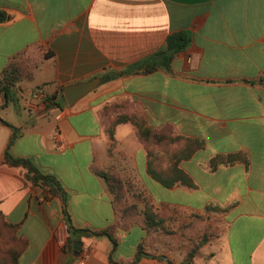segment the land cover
Masks as SVG:
<instances>
[{"label":"crops","instance_id":"obj_1","mask_svg":"<svg viewBox=\"0 0 264 264\" xmlns=\"http://www.w3.org/2000/svg\"><path fill=\"white\" fill-rule=\"evenodd\" d=\"M0 9L9 16L0 25V79L17 55L33 73L9 100L0 94V118L8 123L0 121V211L27 241L19 264H111V253L130 263L140 246L149 256L137 264H264V0H0ZM177 32L189 33L192 42L169 68L133 72L162 61L157 54ZM96 78L102 80L96 90L69 106L64 87ZM115 104H126L120 112H141L154 130L203 142L179 163L195 188H167L149 175L132 123L116 127L109 152L102 111ZM59 130L60 151L53 141ZM9 145L13 156L31 158L61 182L76 228L114 227L117 248L108 236H73L62 193L34 186L25 168L11 166ZM231 154L248 161L211 169L213 158ZM113 160L123 176L132 169L158 207L189 216L207 214L209 205L228 208L208 214L217 220L213 238L192 255V242L171 245L175 229L165 246L143 222L120 228L113 195L96 172ZM135 230L139 235L124 252ZM69 237L84 242L79 255L69 251Z\"/></svg>","mask_w":264,"mask_h":264},{"label":"trees","instance_id":"obj_2","mask_svg":"<svg viewBox=\"0 0 264 264\" xmlns=\"http://www.w3.org/2000/svg\"><path fill=\"white\" fill-rule=\"evenodd\" d=\"M8 18V14L4 10L0 9V25L6 23ZM191 42L192 37L187 32H177L170 35L167 39V49L157 54L158 58L163 60L145 64L133 72L148 74L158 70L159 68H169L175 56L179 52L186 50L190 46ZM22 58L23 57L21 55L13 57L2 72L0 79V94L6 96L7 100L10 99L13 90L19 82L25 79L33 78V73ZM260 83L264 85V78L260 80ZM125 106L126 104H115L106 107L102 111L103 116L107 118L105 121V132L112 142L109 151L112 152V148L116 146V127L122 123H132L135 126L139 141L147 152L149 175L167 188H172L179 183L191 188H195L196 185L193 179L179 167V163L181 160L190 158L196 150L202 148L204 146L203 142L199 139L175 136L170 130H154L146 125L145 116L141 112L136 111L132 113H124L118 111ZM114 113H117V115L112 117V114ZM0 121H2L4 124H8L1 118ZM18 134L19 133L16 132L14 138H17ZM14 138L11 139L10 144H12ZM5 156L7 162L11 166H21L27 170V179L34 186H41L50 192L53 188H56L60 193H62L64 199V217L68 225L69 232L73 236H77L79 238L83 237L82 234L97 237L108 236L113 242L114 250L117 248L118 241L114 235V227L100 231H94L89 228L79 229L74 226L68 209V194L61 182L54 175L40 169L31 158H17L13 156L10 153V145ZM247 161V158L242 154L217 156L211 160L210 167L212 170H216L221 165H232L237 162ZM96 172L99 174V176L105 179L109 191L113 195L112 205L116 214L120 216V228L123 230H129L135 224L143 222L144 228L150 233H158L160 235L173 234V229H175L176 226L175 220H177V218L172 213L181 212L180 210L171 209L168 205H161L158 207L153 202V199L147 195L142 199L144 201L145 207L143 209L142 218H139L138 213L134 209L135 206L128 205L126 203V196L124 193L126 183L122 177L113 170H104L98 168ZM227 210L228 208H223L217 205H209L206 208V212L208 213H225ZM0 218L2 219L4 225L13 231V241L16 243L13 251L8 250L10 256V261L8 264H19V255L27 247V241L19 239L16 236L17 227L6 222L1 211ZM213 235L214 233H211V237L209 238H200L199 242L192 248L190 253L194 255L201 246L207 244L213 238ZM112 254L113 253L110 255L111 264H137L141 257L149 256V254L143 251L142 246L139 247L136 258L130 263L117 262L114 260ZM169 264L173 263L170 262Z\"/></svg>","mask_w":264,"mask_h":264},{"label":"rangeland","instance_id":"obj_3","mask_svg":"<svg viewBox=\"0 0 264 264\" xmlns=\"http://www.w3.org/2000/svg\"><path fill=\"white\" fill-rule=\"evenodd\" d=\"M112 144V142H111ZM115 147V146H114ZM114 147L112 148V152L114 150ZM110 152V151H109ZM111 152V153H112ZM113 155V154H112ZM112 165L109 166L105 170H113L115 173H118L124 182L126 183L124 193H125V200L128 205L135 206L134 209L138 213L139 218H142L143 209L145 207L144 201L142 200L144 197L147 196V193L143 191L137 184L136 178L133 174V171L131 168L125 170L124 176L121 174V171L119 169V166L113 162H111ZM123 173V172H122ZM167 214V213H166ZM174 216H176L177 220L175 223V237L172 238L171 245L175 247H185L187 243L192 242L193 247L197 245L200 238L211 237V233H214V230L212 228L214 223H217L216 219L211 220L210 216H208V213L203 216L198 215H188L186 213L181 212H174L172 213ZM221 212L214 213V215H220ZM174 225V223H173ZM13 231L8 229L2 219L0 218V264H8L10 261V256L8 253L9 251H13V248L15 247L16 243L13 241ZM139 230H135L132 234V236L128 237V240L123 244V251L129 252L130 247V241L133 238L138 237ZM154 241H160L162 244L167 246L166 241V235H158Z\"/></svg>","mask_w":264,"mask_h":264},{"label":"water","instance_id":"obj_4","mask_svg":"<svg viewBox=\"0 0 264 264\" xmlns=\"http://www.w3.org/2000/svg\"><path fill=\"white\" fill-rule=\"evenodd\" d=\"M100 78H96L87 82H81L64 87L63 93L69 106H74L79 100L84 98L89 93L96 90L101 83ZM84 242L82 240L68 239L69 251H73L76 255H79L82 251Z\"/></svg>","mask_w":264,"mask_h":264},{"label":"built area","instance_id":"obj_5","mask_svg":"<svg viewBox=\"0 0 264 264\" xmlns=\"http://www.w3.org/2000/svg\"><path fill=\"white\" fill-rule=\"evenodd\" d=\"M40 97L42 98V99H44L45 98V95H44V93L42 92V91H40ZM61 117L62 116H58V120L59 119H61ZM53 141H54V143H55V145H56V149L57 150H63L64 148H65V145H64V141H63V139H62V134H61V132H60V130L59 131H57L54 135H53ZM86 255H88L89 254V250L87 249V250H85V252H84Z\"/></svg>","mask_w":264,"mask_h":264}]
</instances>
